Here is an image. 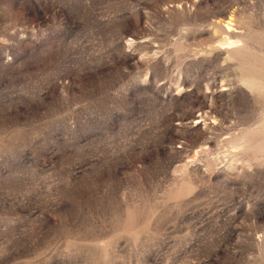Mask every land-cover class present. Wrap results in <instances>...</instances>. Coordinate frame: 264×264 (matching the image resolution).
Segmentation results:
<instances>
[{
	"label": "rangeland",
	"instance_id": "rangeland-1",
	"mask_svg": "<svg viewBox=\"0 0 264 264\" xmlns=\"http://www.w3.org/2000/svg\"><path fill=\"white\" fill-rule=\"evenodd\" d=\"M0 264H264V0H0Z\"/></svg>",
	"mask_w": 264,
	"mask_h": 264
}]
</instances>
